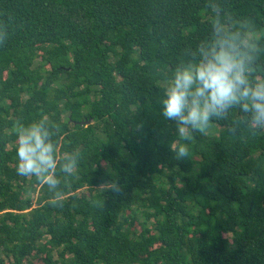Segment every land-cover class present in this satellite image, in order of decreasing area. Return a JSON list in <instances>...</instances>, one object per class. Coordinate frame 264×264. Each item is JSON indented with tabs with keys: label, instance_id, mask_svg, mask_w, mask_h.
Here are the masks:
<instances>
[{
	"label": "trees",
	"instance_id": "trees-1",
	"mask_svg": "<svg viewBox=\"0 0 264 264\" xmlns=\"http://www.w3.org/2000/svg\"><path fill=\"white\" fill-rule=\"evenodd\" d=\"M215 7L264 47V0H0V264H264V131L215 122L177 161L160 115ZM42 113L61 128L58 152L83 156L62 208L15 172L11 122ZM106 180L123 193L96 189Z\"/></svg>",
	"mask_w": 264,
	"mask_h": 264
},
{
	"label": "clouds",
	"instance_id": "clouds-1",
	"mask_svg": "<svg viewBox=\"0 0 264 264\" xmlns=\"http://www.w3.org/2000/svg\"><path fill=\"white\" fill-rule=\"evenodd\" d=\"M211 11L208 35L174 66L160 99V115L171 122L179 138L170 148L177 161L192 159L195 134H207L215 122H225L232 136L242 128L253 134L264 131V77L253 75L264 55L258 30L247 20L226 18L219 7ZM0 29L2 45L8 33L4 24ZM60 131L44 113L29 122L21 118L11 122L16 175L46 186L50 193L46 203L57 208L63 207L62 178L66 182L77 176L83 159L79 149L58 152L55 138ZM96 189L115 196L123 193L117 180L103 181Z\"/></svg>",
	"mask_w": 264,
	"mask_h": 264
},
{
	"label": "rangeland",
	"instance_id": "rangeland-1",
	"mask_svg": "<svg viewBox=\"0 0 264 264\" xmlns=\"http://www.w3.org/2000/svg\"><path fill=\"white\" fill-rule=\"evenodd\" d=\"M40 54H42V53H40ZM89 193L90 192L87 189H84V190L80 191L78 194L79 195L86 194L87 196H89L90 195ZM33 196H34V200H36L37 199V195L34 194ZM38 235L40 237L39 244L41 246H43L44 243H45V240H47V236H44L43 232L42 233H39ZM2 259H3V255H2L1 250H0V260H2ZM36 260H37V262H39L40 264H42V262H41V260L39 258L36 259Z\"/></svg>",
	"mask_w": 264,
	"mask_h": 264
},
{
	"label": "water",
	"instance_id": "water-1",
	"mask_svg": "<svg viewBox=\"0 0 264 264\" xmlns=\"http://www.w3.org/2000/svg\"><path fill=\"white\" fill-rule=\"evenodd\" d=\"M85 123H89V121L88 122H85Z\"/></svg>",
	"mask_w": 264,
	"mask_h": 264
}]
</instances>
